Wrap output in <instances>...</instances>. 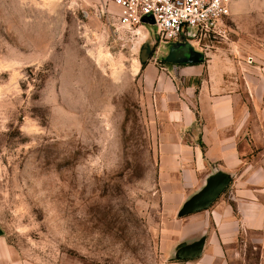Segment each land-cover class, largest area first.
Masks as SVG:
<instances>
[{
  "label": "rangeland",
  "instance_id": "rangeland-1",
  "mask_svg": "<svg viewBox=\"0 0 264 264\" xmlns=\"http://www.w3.org/2000/svg\"><path fill=\"white\" fill-rule=\"evenodd\" d=\"M94 9L0 0V250L7 263L194 264L175 261L176 246L203 238L204 254L211 224L178 217L200 189L162 193L159 120L142 80L149 64L184 65L162 61L153 26L116 35ZM231 14L224 40L177 44L202 63L252 57L264 69V0H232ZM234 249L255 264L249 244Z\"/></svg>",
  "mask_w": 264,
  "mask_h": 264
},
{
  "label": "crops",
  "instance_id": "crops-1",
  "mask_svg": "<svg viewBox=\"0 0 264 264\" xmlns=\"http://www.w3.org/2000/svg\"><path fill=\"white\" fill-rule=\"evenodd\" d=\"M83 1L96 9L105 0ZM165 69L142 73L159 120L162 193H194L217 173L230 178L209 210L193 214L212 228L194 264H248L247 252L227 250L237 244L264 264V69L221 59ZM9 255L0 250V264H29L7 263Z\"/></svg>",
  "mask_w": 264,
  "mask_h": 264
},
{
  "label": "built area",
  "instance_id": "built-area-1",
  "mask_svg": "<svg viewBox=\"0 0 264 264\" xmlns=\"http://www.w3.org/2000/svg\"><path fill=\"white\" fill-rule=\"evenodd\" d=\"M231 4L232 0H105L94 11L116 35L135 37L153 26L154 43L167 46L187 40L196 44L224 40L233 22ZM246 63L253 65L252 57Z\"/></svg>",
  "mask_w": 264,
  "mask_h": 264
},
{
  "label": "water",
  "instance_id": "water-1",
  "mask_svg": "<svg viewBox=\"0 0 264 264\" xmlns=\"http://www.w3.org/2000/svg\"><path fill=\"white\" fill-rule=\"evenodd\" d=\"M151 22L150 24H152ZM193 35H189V38H193ZM188 48V53L184 58L172 61L173 49L170 50L169 55L166 58H162V61L169 64L178 65H194L201 64L204 61V56L201 53L195 52L189 45H183ZM150 58V46L148 43H144L140 48L139 61L143 65ZM230 183V178L222 173H217L206 180L204 187L188 199L178 212V217H188L201 211L209 209L216 200L223 194ZM204 239L194 241L192 243H180L176 246L174 260L177 262H187L199 259L204 249Z\"/></svg>",
  "mask_w": 264,
  "mask_h": 264
},
{
  "label": "flooded vegetation",
  "instance_id": "flooded-vegetation-1",
  "mask_svg": "<svg viewBox=\"0 0 264 264\" xmlns=\"http://www.w3.org/2000/svg\"><path fill=\"white\" fill-rule=\"evenodd\" d=\"M185 44H175V45H167L165 46L166 49V56L164 58H166L169 55V52L171 49H173L172 51V56H170V60L172 61H177L180 60L182 58L185 57V55H187L188 53V48L186 46H183ZM175 53V55H173Z\"/></svg>",
  "mask_w": 264,
  "mask_h": 264
},
{
  "label": "bare ground",
  "instance_id": "bare-ground-1",
  "mask_svg": "<svg viewBox=\"0 0 264 264\" xmlns=\"http://www.w3.org/2000/svg\"><path fill=\"white\" fill-rule=\"evenodd\" d=\"M141 32H138V34H140ZM173 55H175V53L173 54Z\"/></svg>",
  "mask_w": 264,
  "mask_h": 264
}]
</instances>
